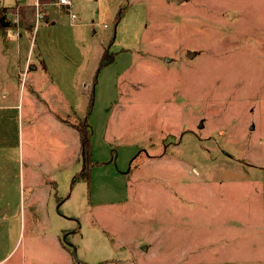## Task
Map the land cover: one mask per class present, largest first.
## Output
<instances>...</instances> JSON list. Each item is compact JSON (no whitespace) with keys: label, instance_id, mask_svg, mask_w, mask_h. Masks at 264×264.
<instances>
[{"label":"rangeland","instance_id":"obj_1","mask_svg":"<svg viewBox=\"0 0 264 264\" xmlns=\"http://www.w3.org/2000/svg\"><path fill=\"white\" fill-rule=\"evenodd\" d=\"M81 2L0 7V264H264V0Z\"/></svg>","mask_w":264,"mask_h":264},{"label":"crops","instance_id":"obj_2","mask_svg":"<svg viewBox=\"0 0 264 264\" xmlns=\"http://www.w3.org/2000/svg\"><path fill=\"white\" fill-rule=\"evenodd\" d=\"M80 2H81V0H73V9L77 13V17H79L78 13L79 14L83 13V7H82L83 5H81L82 2L81 3ZM8 5L14 7L15 6V0H0V7L1 6H8ZM21 7H27L28 8L31 6L30 5H24ZM92 76H91V79H92ZM90 80L85 82L84 88L87 86V84L90 83ZM83 91H84V89H83ZM64 126L70 129V130H68L70 137L72 136V134L70 132L73 131V133H74V131H75V133H77L76 142H75V139L73 142H71V141L69 142L71 145L70 149H74L72 155L70 156V161L72 159V161L74 163H77L80 160V141H79L78 132L76 129L70 127L65 122H64ZM74 136H75V134H74ZM26 169H27V173L29 175L28 177H26V180L28 183L27 209H28V211L37 212V211H40V208L43 204L42 199L45 197L48 200L50 198L51 192L54 193V190H55L54 186L56 187V185H53V182H48L46 180L43 185L38 186V184L36 183V178L33 179V177H36L40 174L39 169L34 168L33 166H28ZM82 169H83V167L80 166V170H78L74 173V175L72 176L73 180H74V178H77L80 176ZM55 195H57V194L55 193ZM56 197L62 198V196H56ZM63 203H65V200L60 202L59 207H61ZM29 214H30V212H29ZM63 230H66V229H63ZM57 242H58L56 244L57 249L60 253L61 258L64 259L65 264H73L74 259L72 258V253L69 249L71 246L62 244L60 241V235L57 236Z\"/></svg>","mask_w":264,"mask_h":264},{"label":"built area","instance_id":"obj_3","mask_svg":"<svg viewBox=\"0 0 264 264\" xmlns=\"http://www.w3.org/2000/svg\"><path fill=\"white\" fill-rule=\"evenodd\" d=\"M30 5L34 9L35 28L43 23L51 8L64 12L70 20H77V13L73 9V0H15V7Z\"/></svg>","mask_w":264,"mask_h":264},{"label":"trees","instance_id":"obj_4","mask_svg":"<svg viewBox=\"0 0 264 264\" xmlns=\"http://www.w3.org/2000/svg\"><path fill=\"white\" fill-rule=\"evenodd\" d=\"M1 20H2V17H0V23H1ZM103 65L104 64H102V60H100L99 64H98L97 71H99ZM95 82H96V77L93 76L91 83L94 85ZM92 93H93V90H92V92L88 98L86 115L84 117V123L85 124H79L75 127L77 132H78L79 141H80V161H81L82 165L85 166L84 170H87V179L86 180L88 183H89V167H88V165H90L92 163V159H91L92 152H91V144H90V126L88 123V114L90 112V108L92 105V103H91Z\"/></svg>","mask_w":264,"mask_h":264},{"label":"water","instance_id":"obj_5","mask_svg":"<svg viewBox=\"0 0 264 264\" xmlns=\"http://www.w3.org/2000/svg\"><path fill=\"white\" fill-rule=\"evenodd\" d=\"M176 1L179 2L180 0H176ZM112 161H115V160H114L113 157L111 156L110 159L107 161V163H110V162H112ZM73 255H74V257L76 258L75 251H74Z\"/></svg>","mask_w":264,"mask_h":264}]
</instances>
